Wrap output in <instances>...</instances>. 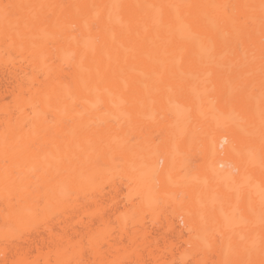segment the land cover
<instances>
[{
  "label": "bare ground",
  "instance_id": "1",
  "mask_svg": "<svg viewBox=\"0 0 264 264\" xmlns=\"http://www.w3.org/2000/svg\"><path fill=\"white\" fill-rule=\"evenodd\" d=\"M46 3L48 4L45 5L44 3L42 5L44 7H41L42 9L38 13L36 7L35 15L33 14L34 10L31 13V16L33 15L32 20L31 16L27 20L39 22L50 19L47 22L50 21L49 23L52 26H50V29L52 28L51 33L49 31L46 34L48 38H45L47 36L42 37L41 45L45 47L51 44L54 51L51 52L50 58L54 57V59L49 60V62L47 60L50 59L49 57L41 59L43 54L37 53V56L34 55L35 60L27 62V65L25 64L22 67L18 75L15 76L11 73V77L5 79L1 77L0 101L6 96H11L14 102H29L32 108L31 126L29 128H82L84 126L85 128H152L156 122L150 120L152 115L149 107L152 109L154 105L153 103H151L152 105L149 104L152 99L162 97L166 92H163V89L162 92L159 90V93H154L156 89L167 87V89L169 88L167 90V92L169 91L168 94L174 95V100L170 101L171 97L165 96V93L164 98H162L163 104H167V106L163 104L162 106H165L163 109L166 108V112L161 111L163 114L165 112L164 115L169 119V123L170 121L172 123L173 120L182 122L184 128H178L181 134L189 131L188 135H182L184 141H186V146H183L182 149L189 148L185 157H179V155L175 158L168 151L163 155L151 156L152 159L143 156L140 162L147 165L139 169V177L136 180L141 189V195L149 197L152 194V184L159 178L157 172L159 169L166 168L178 159H181L180 162L185 165L191 164L193 161L191 156L193 157L194 151L196 152L199 149L202 158L207 160L206 165L209 167V171L202 177V181H196L195 178L190 179V188L189 183L185 184L186 181H179L180 190L186 196L188 195L193 202L192 205H195L198 209L195 211L205 212L206 210L218 222L223 218L227 219V228H233L234 222L240 224V229H248V231H251V228L262 222V226H264V190L251 187L257 179L262 178L264 180V177L257 172L260 169L257 164L264 165V160H262L264 158V138H259L252 133L249 134V128H224L226 130L223 131L222 128H207V126L206 128L201 126L199 128V124L196 123L195 127L193 125L194 128H191L190 124L188 126V123L187 128L184 125V121L191 120L193 116L199 118L198 114H200V117H202L201 113L208 116L212 109L211 99L226 102H234V99H236L241 104L249 99L246 102L247 104L255 100L264 103V0H49ZM258 3H260V6ZM213 6L216 7V10ZM38 8H40L39 5ZM251 32L254 34H251ZM248 36L251 37L249 44L252 48L250 45H246L247 47L244 45L245 48L241 51L239 44L243 45L248 40ZM129 41L131 43H128ZM45 42L47 43L45 44ZM218 67L221 70L220 73L224 76L218 74L219 78L217 75L216 81L213 82L212 80L211 83L206 82V80L204 83L200 82L202 72L206 73L204 75L207 78L210 74L215 77V74L219 73ZM163 69L166 72L158 80L157 75ZM250 71L255 73L258 71V74L251 78V81H253L252 83L257 82L259 85L256 86L257 83H254L256 87L253 86L252 89V86L248 85L250 77L247 74H251ZM246 81L249 83L247 84ZM110 82H113L111 84L115 86L114 89L111 87V91L104 93V95L102 93L97 96L96 93L94 94V89L110 84ZM241 84L242 87L237 86ZM153 88L156 89L153 90ZM254 88H258V94ZM143 97L148 99L146 101H150L149 104L139 103V107H137L136 104L132 103L133 105L126 109V103H123L126 100L136 101V99L140 102H146L142 101ZM148 97L152 99L149 100ZM167 98L169 100H166ZM83 102L85 103L83 104ZM75 103L77 108L74 107L76 106ZM140 104L143 105L142 108ZM154 104L157 103L154 102ZM171 104L173 107H171ZM247 104L245 107H247ZM117 105L121 109H117ZM112 106L117 109V112L125 108L126 111H130V114L132 112V116L137 109V112H135L137 116L150 118V121H145L141 117H135L136 119H134V117H130L129 113V115L126 113L127 116H123L128 117L127 119L122 120L123 116L121 119L118 117V121L111 124L112 118L110 117L113 116L112 113L115 111ZM144 107L149 108L147 112ZM167 107L169 110H167ZM108 108H112L110 110L111 114L107 110ZM189 108L192 110H189ZM106 110L109 111L108 114ZM168 111H170V114ZM185 113L187 116L191 115V119L190 116L185 117ZM48 115L54 117L51 118L53 122L48 120ZM146 115L149 116L146 117ZM129 117L133 120H130ZM204 118L206 117L203 116L201 120L205 121ZM109 120L110 122H108ZM20 123L21 121L15 122L7 118L3 122L4 125L0 127V138L4 134L8 136L10 135L8 133L12 134L11 137H7L8 139L0 140V145L5 144L7 146H4L3 149L0 147V157H4V148L9 151L8 147L10 145V147L17 145L15 149L20 145V142L17 141V138H19L18 133H20L19 129H22ZM180 126L181 124L178 125V127ZM245 132L248 135L244 136ZM191 134H193L192 140L195 143L187 145L190 140L186 137L191 136ZM235 143H239L240 148H236ZM238 150L241 152L240 159L238 162H234L233 167H230L233 160L228 159V156ZM160 159L163 160L161 167L159 166ZM236 168L240 169L241 181L238 180L239 175L233 174ZM162 172L160 171V173ZM216 186H219V189H216ZM111 187L114 191L111 192V189L108 192L106 200L107 198L112 200L115 191L117 193L119 189L116 184H111ZM101 190L104 191V188ZM99 194L103 196L105 191L104 194L102 191ZM240 203L243 213L240 218H237L236 212ZM232 204L237 210L232 209L231 213L230 207ZM20 206L14 208L16 211L12 206H9L10 220L19 221L25 217L23 215L24 209L22 208V211ZM57 221H55L57 226L47 225L49 235V237L45 236L48 238L47 241L40 236L41 233L36 234L35 230V237L37 235V238L27 237L32 240L27 245L25 244V247L20 246V242H10L8 247L3 248L1 251V262L40 264L39 261H42L44 264H69L70 256L58 249L62 241L66 240H61L62 234L65 238L67 236L70 242L72 233L82 231L78 232L77 227L74 228V222L72 223L70 219L71 223L64 222V225H61L59 220ZM80 223H77V226L84 227H79L83 229L82 233L86 229L88 231L91 227L86 221ZM56 227L62 230V234L61 230L58 231ZM85 227L87 228L85 229ZM165 232L162 233L165 235H161L163 240L165 238L170 240V237L168 236V239L166 236L169 232L168 234ZM176 235L177 239L182 238L181 234ZM162 237L159 236L160 239H155L156 241L153 239L155 243L152 241L157 250L153 247L151 249L146 247L126 258L130 260L131 264H144L145 261L150 260L155 264L159 258H162V251L167 252L173 246L172 243L165 246L167 240L162 241ZM158 241L165 242L164 246L166 248L170 246L167 251L163 249L160 252L159 248L162 249V247H159ZM170 241L174 242L173 240ZM148 242L150 241L141 240L140 242L137 239H132V244L137 246ZM251 243L248 241L246 246H241L242 244L238 242L237 236L227 241L224 250L216 251L218 256L216 264H264V250L260 247L264 242L252 240ZM49 244L55 246V249L57 248L56 250L53 249L55 253L53 251L51 262L49 252L44 253L46 251L44 248ZM70 244L67 243L66 247ZM50 245L48 246L49 249ZM32 250L36 252L33 256L35 259L31 258V254L29 255ZM81 256L82 259H85L83 255ZM102 256V253H96L93 257L96 261H101ZM207 259V256H201L198 259V264L205 263Z\"/></svg>",
  "mask_w": 264,
  "mask_h": 264
},
{
  "label": "rangeland",
  "instance_id": "2",
  "mask_svg": "<svg viewBox=\"0 0 264 264\" xmlns=\"http://www.w3.org/2000/svg\"><path fill=\"white\" fill-rule=\"evenodd\" d=\"M46 1L49 2V0H34V2L33 0H0V79L1 77L2 79L11 77V73L15 76L18 75L27 62L35 60L34 55L37 56V53L43 54V58L39 57L41 59L51 57V52L54 51L52 50L51 44L45 47L41 45L42 37L47 36L46 34L52 29H50V21L47 22L50 19L39 22L28 21L32 11L34 10V15L37 10L38 13L40 9H42L41 7H44L42 6L44 3L45 5L48 4ZM38 5L40 8H38ZM258 5L260 6V3H258ZM251 34L254 33L251 32ZM45 38H48V36ZM247 39L248 40H246L243 45L239 44L241 51L243 48L250 45L249 39H251V37L248 36ZM47 42H45V44ZM128 43H131V41ZM244 45L245 47H243ZM250 47L252 48L251 45ZM39 49L42 51L40 52ZM36 59H38V57ZM51 59L53 60L54 57L47 60L52 61ZM164 70L165 69H163V71L161 70V73L159 72V75H157L158 80L162 78V75L166 72ZM218 70L219 73L217 72L215 77L210 74L209 77L214 78L211 79L208 77L209 81L204 75L206 73L202 72L200 82L204 83L205 80L209 83H211L212 80L213 82L216 81V78H219L218 74H221V76L223 75L220 73L221 70L219 67ZM254 71H250L249 73H252L247 74V76L250 77L248 80L250 83L253 82L251 78L258 74V71H256L257 73ZM23 72L24 70L22 74ZM249 82L246 81L247 84ZM111 83L113 84V82L107 85L102 84V87L99 86L100 88L98 87L92 91L94 94L96 93V96L98 94L101 95L100 93L104 95V93L110 92L112 88L114 89L115 86ZM250 83L248 85L250 87L252 86L251 89L253 86L256 87L259 85L257 82H254L257 83L255 84L256 86L254 83L251 85ZM200 85L202 84L200 83ZM237 86L242 87V84ZM156 88H153V90ZM160 88L161 89H156L154 93H159V90L162 92L164 89L163 92H166H164L162 97L164 98L166 93L165 96L168 95L171 97L170 101L174 100V95L171 96L172 94H168L169 91L167 92L169 88ZM254 89L257 90L256 93L258 94V88ZM155 96L157 97V95ZM146 97L140 100H148ZM162 97H158L159 99L161 98V102L158 98L157 101V99L151 98V100L149 97V100L152 102H140L138 99H136V101L133 100L134 102L132 100H124L125 102H123L126 103V109H128L130 105L132 106V103L136 104L137 107H139V103L144 105L149 104V102V105L153 103L155 107L152 106V109L151 107H149L150 109L144 107L146 112L149 109L152 119H146L140 115L137 116V114H135L137 109L135 112L133 111V116L132 112L130 114V111H126L125 108H122V110L124 109L125 111L120 110L117 112V109L120 108V106L117 105V107L115 106L117 109L112 106L116 112L114 111L112 113L113 116L110 117L112 121H108L113 124L114 121H118V117L121 119V117L127 113V115H131L130 117H134V119L141 117L145 119V121L150 119L156 122L154 123V128H85V126L82 128H29L32 118V108L29 102H14L11 96H6L0 101V127L4 125L3 122H5L7 118H10L15 122L21 121L20 127L22 128L19 129L20 133H18L19 130L17 132L19 135L17 141L20 142H18L20 145L16 149L15 147L17 145L14 147L8 145L10 147H8V149L10 150L8 151L7 148H4V157H0V264H9L8 262H1V251L3 248L5 249L8 247L10 242H20L21 244L19 243V245L25 247L32 239L37 238V235L35 237V230L37 232L36 234L41 233L40 236L47 241L48 238L46 237H49L47 225L50 226L49 224H53V226H57V220H59V223L61 222V225H64V222H74V228L77 227L78 232H83V229L80 228H84L81 227V225L77 226L81 224L80 222L86 221L91 225L89 228L90 225L88 224V231L86 229L87 227H85L86 230H84V233H75L77 234L76 236L72 233V237L70 235V239L75 242H72V240L69 242V238L67 236L65 238L62 234V230L56 227L58 231L61 230L60 232L63 236H61L63 238H61V240L66 239L62 241L58 249L70 256L69 264H131L130 260L126 258L127 256L136 254L146 247H149V249H151V247L156 249L153 239H160L162 237L161 235H165L162 234L165 231L166 234L169 232V234L166 235L167 238L169 236L170 240L174 242L166 238L167 241L165 239L163 240V237L162 241H166L165 246H168L169 243H172L173 246L170 244L172 247L169 246L170 248H166L164 246L165 242L158 241L159 247H162V249H159L161 252L163 249L167 251L169 248L168 251L171 252L173 256H171L172 254L170 255L168 251H162L163 255L165 253L168 255L166 254L165 257L162 255V258H159L157 262L155 261V264H198V259L201 256L208 257L203 264H212L213 262L216 264L218 257L216 251L220 252L221 249L224 250L226 242L236 236L238 242L242 244L241 246H246V243L248 241L251 243L252 240H261L264 242L263 222L255 225L254 228H251V231H248V229H240V224L237 222H234L233 228H227V219L223 218V220L218 222L214 219V216L212 217L210 212H206V210L205 212L195 211L198 209H196L195 205H192L193 202L189 199L188 195L186 196V194L180 190V180L186 181L187 183L185 184L189 183L190 188V179L195 178L196 181H202V177L209 171V167L206 165L207 160L202 158L199 149H197L196 152L194 151L193 157L191 156V158H193L191 164L185 165L180 162L182 161L181 159H178L174 163H170L166 168L162 170L159 169V171H157L159 178L152 184V194L149 197L141 195L142 192L136 180L137 177H139V169L147 165L140 162L143 156L152 159V157L163 155L168 151L172 153L175 158L179 155V157H185L189 148L186 147L182 149L183 146H186V141H184L182 135H188L189 131L183 134L178 131V128H184L180 120H173L172 123L171 121L169 123V119L164 115L166 108L163 109L167 104H163ZM166 100H169V98ZM211 100L212 103H210V105L212 109L209 107L211 112L210 114L208 113V116L211 118L206 116L207 114L201 113L202 117L198 114L199 118L193 116L192 120L191 115L187 116L185 113V117L190 116L192 121L189 119L185 120L186 122L184 121V125L186 126L188 123V126L190 124V127L194 128L196 124H199V128H206L207 126V128H222L223 131L226 130L224 128H249V134L252 133L259 138H264V103L255 100L247 104L246 102H248L249 99L245 100V104H241L236 99H234V102L218 101L216 99ZM154 102L157 104L155 105ZM84 103L85 102H83V104ZM83 104L82 106L84 107ZM162 104L165 106L163 107ZM246 104L247 107H245ZM142 106L143 105L140 104L141 108ZM74 107L77 108V104ZM171 107H173L172 104ZM111 109L108 108L107 110L110 111ZM107 110L106 113L108 114L109 111L107 112ZM161 110L165 111L164 114ZM167 110H169L168 107ZM189 110L192 109L189 108ZM168 112L170 114V111ZM104 113L102 114L103 116ZM187 114H189V112H187ZM148 116L146 115V117ZM203 116L206 117L204 118L205 121L201 120ZM207 117L209 121H206ZM51 118L53 119L54 117L51 116L48 120H51ZM127 118L128 117L125 118L123 116L122 120ZM51 122L53 121L51 120ZM211 122L215 123L211 125ZM95 123L97 122L95 121ZM180 124L181 126L178 127ZM8 134H10L9 136L11 137L12 134ZM192 135L193 134L186 137L190 140L187 145L195 143V141L192 140ZM246 135H248V133L244 136ZM9 136L4 134L0 140L8 139ZM235 145L236 148H240L239 143H235ZM4 146L5 144L0 145L1 149H3ZM240 154L241 152L238 150L232 152V154L228 156V159L233 160V164L230 163V167L234 166V162L239 161ZM262 160H264V158ZM162 164L163 160L160 159L159 166L161 167ZM257 165L260 168L257 171L258 174L264 177V165L260 163ZM160 171L163 172L160 173ZM151 173L150 171V174ZM233 174L239 175L240 169H234ZM240 179L239 175L238 180L241 181ZM111 184H116L119 188L117 193L115 191L116 194L114 193V198H111L112 200L114 199V201L110 200V198L106 200L108 192H110L111 189V192L114 191ZM251 187H256L257 190H264V180L262 178L257 179V181L252 183ZM103 188L106 195L104 191L101 190ZM215 188L219 189V186ZM99 190L103 192V196L99 194ZM21 204L22 206H20ZM9 206H12L13 209L20 206L21 210L23 211L24 209L25 211V213L23 211L25 217L19 221L10 220ZM113 207L115 208L113 209ZM230 208L231 213L232 209L234 211L237 210L234 204H232ZM14 211H16V209H14ZM242 213L243 208L240 203L238 211L236 212L237 218H240ZM9 220L14 222H10ZM55 221H57V223ZM67 233L70 234L69 232ZM178 233L181 234L183 240L182 238H179L180 240L177 239L178 237L176 234ZM27 237L32 239H28ZM171 237L173 238L171 239ZM119 239L121 240L119 241ZM132 239H137L140 242L141 240H149L150 242L137 246L132 244ZM66 242L73 245H67V247L70 246L67 249ZM76 245L78 246L76 247ZM48 246L44 248V250H46L44 253L49 252L51 262L52 253L53 251L55 253L57 248L55 249V246L53 247L50 245L51 247L49 249ZM260 247L264 250V244ZM32 251L29 255L31 254V258L35 259L33 256H35L36 252L35 250ZM79 252L85 259H82ZM96 253L103 254V259L101 261H96L93 257ZM78 256H80L81 259ZM31 258L30 260H32ZM39 262H41L40 264L43 263L42 261ZM145 263L153 264L154 262L150 260L145 261Z\"/></svg>",
  "mask_w": 264,
  "mask_h": 264
}]
</instances>
